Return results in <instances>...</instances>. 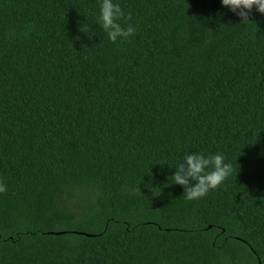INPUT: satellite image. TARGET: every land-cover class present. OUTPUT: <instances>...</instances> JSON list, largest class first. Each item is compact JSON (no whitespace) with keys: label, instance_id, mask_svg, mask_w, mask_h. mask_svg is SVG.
I'll return each instance as SVG.
<instances>
[{"label":"trees","instance_id":"trees-1","mask_svg":"<svg viewBox=\"0 0 264 264\" xmlns=\"http://www.w3.org/2000/svg\"><path fill=\"white\" fill-rule=\"evenodd\" d=\"M100 3L0 0V264H264V16ZM190 154L234 171L186 200Z\"/></svg>","mask_w":264,"mask_h":264},{"label":"clouds","instance_id":"clouds-1","mask_svg":"<svg viewBox=\"0 0 264 264\" xmlns=\"http://www.w3.org/2000/svg\"><path fill=\"white\" fill-rule=\"evenodd\" d=\"M221 4L236 13L241 22L248 21V14L253 8L264 16V0H221ZM123 17L121 7L113 3V0H101L98 23L113 43L118 38L127 40L136 33L132 25H128L127 28L122 27L119 21ZM207 169L211 170L206 171ZM233 171L234 165L225 163V157L222 154L208 157L202 154H190L175 166V173L170 178L172 184L180 185L185 189L184 198L192 201L199 200L211 190L219 188ZM6 191L5 184L0 181V193Z\"/></svg>","mask_w":264,"mask_h":264}]
</instances>
